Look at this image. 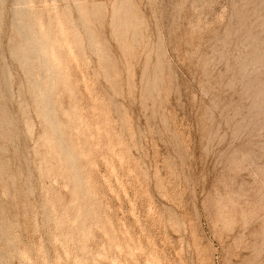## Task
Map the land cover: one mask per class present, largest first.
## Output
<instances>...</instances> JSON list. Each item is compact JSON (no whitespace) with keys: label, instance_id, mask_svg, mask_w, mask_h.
I'll return each instance as SVG.
<instances>
[{"label":"rangeland","instance_id":"374dc122","mask_svg":"<svg viewBox=\"0 0 264 264\" xmlns=\"http://www.w3.org/2000/svg\"><path fill=\"white\" fill-rule=\"evenodd\" d=\"M263 93L264 0H0V264H264Z\"/></svg>","mask_w":264,"mask_h":264},{"label":"bare ground","instance_id":"6f19581e","mask_svg":"<svg viewBox=\"0 0 264 264\" xmlns=\"http://www.w3.org/2000/svg\"><path fill=\"white\" fill-rule=\"evenodd\" d=\"M36 24V29H34L33 37L29 40L30 45H36L39 48L40 58L47 65L48 75L50 79V85H46L42 93V100L44 101L45 112L43 113L44 118L50 123L51 129L53 130V134L59 135L62 133V128L57 121V113L52 105V96L56 86L54 85V77L63 78L64 81L66 79L63 77V69H62V53H59L60 48L63 50L64 48L72 49L71 43L66 36V32L62 22L59 21L57 23L58 28L55 30L56 36L61 35V37L55 38L52 36L50 31H44L43 25L40 22ZM57 39V40H56ZM58 42H63L62 45L56 46ZM61 52V51H60ZM73 53V51H71ZM255 67V66H254ZM264 94V93H263ZM68 154L70 155V161L74 164V169L76 170L75 177L78 182L82 180V175L79 167L76 166L77 159L80 158L81 154H86L84 151H76L74 147H69ZM84 182V181H83ZM84 186V183L82 184ZM84 212V211H83Z\"/></svg>","mask_w":264,"mask_h":264}]
</instances>
